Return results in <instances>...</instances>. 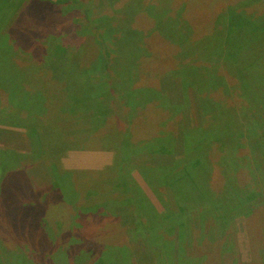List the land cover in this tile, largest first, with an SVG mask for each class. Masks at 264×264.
I'll return each mask as SVG.
<instances>
[{
  "label": "trees",
  "instance_id": "16d2710c",
  "mask_svg": "<svg viewBox=\"0 0 264 264\" xmlns=\"http://www.w3.org/2000/svg\"><path fill=\"white\" fill-rule=\"evenodd\" d=\"M15 1L0 2V8L4 7L1 14L4 18L8 15V10L10 8L12 10ZM86 1L88 0H25L21 5H16V12L11 13L13 14L10 18L12 24L9 22L11 26L8 25L1 34L0 91L5 92L7 97L0 96V99H7L18 111L14 109L15 111L10 113L2 109L0 115L7 116L5 118L8 120L0 119V123L8 122L9 126L23 129L32 149L31 155L15 156L18 158L16 162L9 160L8 156L13 155L6 154L5 151L0 152V264H109L103 259L109 251L107 250L109 246L102 244L98 236L94 237V232H91L89 237L80 230L82 226L79 224L80 217H77V213L83 211L87 215L95 212V209L78 207V194L74 192L77 189L75 181L79 174L91 176L90 173H93L94 179H100L102 172V176L108 179L110 176L108 169L113 163L104 170L93 172L80 169L63 171L59 169L61 166L58 157L61 158L63 154L73 149L80 150L78 146L81 144L92 145L93 149L90 150L96 152H110L114 147V153L119 149L122 150L120 164L130 163L134 167H148L146 164L133 165L128 160L141 149H146L151 155L169 153L168 140L171 138L164 136L163 139H151L152 141H148L143 147H135L133 141L135 137L128 130L126 133L125 126H129L127 123H134L137 113L140 114L144 110L147 113L151 107L169 112L162 127L180 117L183 118L189 110L187 108H191L190 104L185 108L189 101L185 97L187 90L196 88L197 97L200 99L201 91H206L204 87L206 80L217 85L223 70L220 61L227 65V71L231 76H233L231 72L235 73L233 77L237 79L236 84H240L245 91L252 92V88L256 90L259 86L258 83L261 86L264 84V69H259L257 65L259 61H264V11L257 18H253L251 14L231 10L228 15L227 35H224L222 43L219 42L216 48L219 50L216 54V59L219 61L202 63L198 61L201 48L198 44L188 45L191 42L184 35L186 29L184 27L193 25L191 19L184 15L194 10L186 3L177 4L180 6L178 15L173 12V15L161 14L156 17L157 0H140L143 10L142 14L140 12L137 16V20L139 22L138 18L143 15L152 26L147 30L145 39L152 38V35L158 32L159 37L162 36L163 41L166 42L149 53L145 48L146 44H143L145 42L139 41L138 35L132 38L124 37L118 33L119 30L116 31L113 21H108V18L116 16L120 9L124 8V12L128 11L130 4L133 3L132 0H122L119 8L109 3L110 0H98L97 10H85L82 5ZM253 1L264 7V0ZM79 2H81L80 7L77 5ZM207 2L211 4L209 8L215 10L217 6L215 0ZM79 16L85 18L86 25L81 23L83 32H88L84 34L85 36H78L75 33L79 27ZM178 19L183 28L179 33L175 31V23ZM64 24L68 26L67 32L65 30L64 32L68 34L69 39L73 38L76 44H82L77 48L85 54L80 64L78 62L74 64L70 59L65 60L67 55L71 54L68 47H55L50 43L49 46L42 42L55 38L53 35L62 31ZM254 24L263 27H250ZM90 30L92 33L89 32ZM233 35L237 36L236 44H233ZM154 51L163 52L164 56L159 58L167 59L172 63L168 66L164 61L162 65L163 72L174 76L168 86L163 84L164 81L162 82L163 90L166 86L170 88L175 93L173 100H182L183 97V104L177 103L180 100L169 105L166 101L158 102L161 101L158 98H164L163 95L167 93L160 92L158 86L153 87L149 83H145L144 86L151 88L152 91L146 90L141 82L140 87L133 88L134 82L137 83L139 80L138 74L153 69L144 56ZM18 53H31L37 58L36 61H40L37 63L42 64L41 70L52 73L55 80L63 82L57 102L54 104L45 102L47 98L43 93V96H33L26 100V95L22 93V90L25 91L23 72L10 71V68L7 69L5 66L6 55L15 56ZM249 54L251 59L247 60ZM158 69L161 67L158 66ZM10 72L16 73L12 75ZM204 76L206 79H203ZM93 80H97L96 85ZM253 92L252 94L258 98L257 93ZM132 100L137 104L134 105ZM220 101L226 102L227 99L221 97ZM47 105L55 106V110L51 111L50 108L45 107ZM137 107L140 109L139 112L133 114L132 109ZM19 111L25 113H18ZM47 111L51 113V117H54V122L50 125H48L50 115H47ZM99 120L102 123H99ZM203 123L196 122L187 130L183 128L184 126L179 129L177 124L179 133L176 137L180 140L183 153L172 165L157 164L158 166L155 167L158 172L153 183H149V187L161 201L163 211H158L147 201L153 212L148 214L141 207L139 214L136 208L134 212L132 211L133 214L128 211L124 213L128 219L132 216L130 220L133 226L138 215L142 220L155 219L164 223L157 234L162 239L170 238V241L166 240L165 247L171 248L173 254V259L169 262L164 260V264H192V258L199 253L198 247L203 243L208 247L223 246L220 250L222 264H245L241 259L235 261L240 254L239 252L235 254L233 251L235 245L232 222L235 217L246 215L251 224L259 226L264 238V189L260 182L258 183L256 176L257 168L263 164H258L250 158L247 146L240 140L233 151V156L231 155L233 157H231V175L227 176L233 180V187L229 183L231 187L222 193L213 189L215 172L221 168L217 161L220 156L222 159L224 157L217 143L227 146L228 142L235 138V133L225 131L216 123L208 124L207 127ZM229 124L227 123V126ZM170 134L172 135L169 133L168 136L171 137ZM110 136L116 137L108 138ZM239 139H241L240 134ZM234 145L235 142L233 148ZM259 146L263 147L261 144ZM229 147L232 148V145ZM26 160H32L33 165H43L50 170L47 181L40 183L35 179L27 170ZM56 170L62 173V177L61 174L56 176ZM63 177L67 178L63 179ZM221 177L224 180L222 174ZM234 178H238V185L234 184L237 182ZM117 188L124 195L134 194L135 187L126 181H119ZM160 188L166 189L168 200L161 194ZM93 190L84 193L87 201L97 196ZM115 194L113 192L111 196ZM27 199H30L28 201L31 202L32 213L42 222V226L34 231H28L18 214V210L24 206L22 202ZM188 209L196 212L193 213L194 217L189 218L190 223L185 224L188 223L186 221ZM102 211L97 216H89L93 221L91 225L98 227L94 220L99 218ZM210 218L214 221L211 228L216 231L214 238L205 234V228L202 227ZM119 224L124 230L125 226L121 222ZM190 225L191 232L193 228L199 231V239L186 232L187 228L190 230ZM133 226L128 232L125 229L127 233L132 231L134 233L127 238V242V234L124 233L123 244H136L141 248H147L148 238L156 233L155 230L148 227L143 229L139 225V228ZM75 230L78 232H73ZM225 240H229L230 244H225ZM187 243L190 250L196 249L197 252L187 253ZM63 245L66 249L58 252L59 256L55 255L56 248ZM25 246H29L31 251H26ZM145 253L147 254L146 251ZM169 255L170 253L166 256L167 259ZM260 264H264V258Z\"/></svg>",
  "mask_w": 264,
  "mask_h": 264
},
{
  "label": "rangeland",
  "instance_id": "374dc122",
  "mask_svg": "<svg viewBox=\"0 0 264 264\" xmlns=\"http://www.w3.org/2000/svg\"><path fill=\"white\" fill-rule=\"evenodd\" d=\"M2 1L3 0H0V2ZM24 1L25 0H16L13 4L12 10H10L11 8L8 10V15L5 16V18L1 15L4 7L0 8V41L2 40L1 34L5 30V28H7L8 25L11 26L12 24V19L10 18L11 16H13V14L11 15V13L16 12V5H21ZM207 1L212 2L213 0ZM207 1L157 0V8H155L157 9L155 12L156 17L161 14L165 16L171 14L173 15V12L177 14L178 9H180V6L177 4L180 2L186 3L189 8H194L193 12L189 11L186 15L183 14L185 17L190 18L193 24L190 27H184L186 28L184 29V35L187 36L191 42L188 45L191 44L192 46H195V44H198V46L201 48L200 59L198 61L202 63H205L206 61L208 63L214 60L219 61V59H216V54L219 53V50H217L216 48L219 42L222 43L224 35H227L228 15L231 10L237 13L244 12L247 14H251L253 18H257L258 15L264 11V7H262L260 3H256L253 0H215V3L217 4L215 10L209 8L211 4ZM97 2L98 0H88L86 1V3L83 2L82 7L85 10H97L96 6L99 4ZM120 2L122 3L123 1H109V3H113L112 5L114 7H116L117 5V8L121 7ZM132 2L133 3L130 2L131 7L129 6L130 9L128 11L124 12V8L120 9L118 14H116V16L114 17L108 18V21H113V26L114 28L116 27V31L119 30L118 33L124 37L132 38L138 35V38H140L139 41L145 42L143 44H146L145 48H147V52L150 53L152 52L151 50L156 49L159 45H162L166 42L163 41L164 39L162 38V36L159 37L158 32L154 33L152 35V38L149 37L148 40L145 39L147 30H149L152 26L151 24H149V22H147V20L145 19L146 17H144L143 15L138 18V22L137 16L143 10L141 7L142 3L140 0H132ZM80 3L81 2L77 4L78 7L81 6ZM179 12L182 14L181 11ZM140 14H142V12ZM106 16L107 15H105V17ZM78 19H80L78 24L79 27L77 29V32L75 31V33L78 36H85L84 34L88 32H83L81 27V25L85 23V18L79 16ZM150 20L152 21L153 19L151 18ZM9 22L11 24H9ZM85 25L86 24H84V26ZM250 27L263 26H255L254 24V26ZM204 28H209V30H204ZM64 30L66 32L68 30V26L65 24L62 25V31L53 35V37L55 38H50L48 39V41L43 40L42 42L45 45H49L50 43L55 47H68L71 54L67 55V58H65V60L67 59L69 61L70 59L72 63L75 64V62H78L80 64L85 54L82 53V50L78 51L77 48H79V46H81L82 44L78 45L76 44V42H74L75 40L73 38L69 39L70 37L66 32H64ZM181 30H183V28L180 23V19H178L175 23V31L179 33V31ZM89 32L92 33L91 30ZM260 34L262 33H259V35ZM49 37L52 36L49 35ZM260 37L262 38L263 36ZM237 41V36L233 35V44H236ZM149 53L144 56V59L149 60V64H151V67L153 69L146 72L143 71L140 73V75L138 74L139 80L137 81V83L134 82L133 88L137 89L138 87H140V84H143V87L146 90L150 89V91H152L151 88H146L144 86L145 83H149L152 84L153 87L158 86L160 92L163 91L162 93H167V95H163V97L165 96L164 98H158L161 100L158 102L166 101V104L169 105L174 104L176 100H180L177 103L180 105L183 104V97H181L182 100H173L175 93L167 87L168 84L173 80L174 76H169L166 74L167 72H163L164 70H162V65L164 61L168 66L172 63L170 61H167V59L165 60L159 58L160 56H164L163 52L154 51L152 54ZM166 54L167 53H165V56ZM6 57V68H10V71H22V74L25 76L23 85L26 92L22 90V93L26 95V100H28L27 98L31 99L33 96L40 97L44 94V96H46L47 98L45 99V102L54 104V102L58 101V96H60L59 94L62 89L61 84L63 82L60 80H55L52 73L47 72L45 70H41L42 64H38L40 63V61H36L37 58L34 55H32L31 53H18L15 56H13L12 54H7ZM247 57V60L251 59L250 54ZM220 62L223 66V70L221 71V77L219 76L218 78L219 83H217V85H214V83H211L206 80L204 82V87L206 88V91H201L200 99L197 97L196 88L187 90L185 97H187L189 101L187 102L185 108L189 107V104L191 105V108H187L189 110L186 111V114H184L183 118L180 117L179 119L174 120L170 124L167 123L165 127H162V124L165 123L164 121H166L164 119L165 117H168L169 112L160 110L156 107H151L147 113H145L146 110L141 111L143 113H137V118L135 119L134 123H127L129 125L128 127L124 125L126 133L128 130V132L132 133V135L135 137V139L133 140L135 147H143L148 141H152L151 139H163L164 136L171 138L169 140L168 138H166L168 141H170V144L168 146L170 147L169 153H154L155 155H151V153L146 151V149H141L140 151H138V154H134L136 155V157H134L133 155L131 156L133 158H129L128 160V162H131L133 165L146 164V166L148 167H134L130 163L126 165L122 163L120 164V160L122 162L120 154L122 150L119 149V151L114 153V147L112 146V151L110 152H96L90 150L93 149L92 145L81 144L78 146L80 150L73 149L72 151H68L63 154L61 158L58 157L59 165L61 166L59 169L63 171H74L75 169H80L89 170V172H93L94 170H104L107 168V166L113 163L112 166L108 169V172L110 174L108 179L102 176V172L100 173V179H94L93 173H90L91 176H83L82 174H79L75 181L77 189L74 192L75 194H78V207L82 209L93 207L95 209V212L88 213L87 215L83 211L77 213V217H80L79 224L82 226L80 230L82 233L87 234L89 237L91 232H94V237L98 236L97 238L102 244H104L105 246H109L107 249L109 251H107V253L105 254V258H103L104 261L109 262V264H161L164 262V260H167V262H169L173 259V254H171V248L165 247L166 240L170 241V238L162 239L159 238L157 234V231H159L160 228L164 225L162 221L155 219L142 220V218H140L138 215L136 224L134 223L135 225L133 226L132 221L130 220L132 219V216L130 219H128L124 212L128 211L129 213H132V211L134 212V208H136V212L137 214H139L140 208L143 207L145 211L149 214L153 212L149 205V202L153 204V206L158 211H163L162 203L159 198L156 197L152 189L149 187V183H153L155 174L158 172V169L155 168L156 166H158L157 164H167V166L172 165V163L179 159L178 157L181 156V154L183 153V151L181 150L180 140L176 137L178 136L179 129L181 126H184L183 128L187 130L190 129L192 125L196 122L199 124L201 122H204L203 125L205 127H207L208 124L210 125L212 123H216L217 125H220V127L224 128L225 131H233V133H235V138H233V140H230L227 146H223L220 143H217L219 150L223 151L222 155L224 157L222 159L220 158V156L219 160L217 161L221 168L220 170L215 172L216 175L212 183L213 189H216L220 193H222L223 191H226L229 187H231L228 185L229 183L232 184L233 187V180H230L229 178H227V176L231 172L230 166L233 158V151L240 140H242L243 144L247 146L250 158L258 164H263L259 168H257L256 176L258 178V183L260 182L261 187H263L264 189V142H262V139L264 138V84L261 86V84L258 83L259 86L257 87L258 90L256 89L257 91L252 88V92L254 91L253 93H257V98L254 94H252V92H247L240 87V84H236L237 79L236 77H233L235 76V73L233 74V72H231V74L233 75L231 76L229 74L230 72L227 71V65L222 63V61ZM257 65L259 66V69H264V61H259ZM158 66H160L161 69H158ZM16 72L10 73L13 75ZM152 74L154 75L151 76ZM140 78L142 80H140ZM203 79H206V76H204ZM95 81L97 80H93L94 85H96ZM162 82L164 85H167L166 87H164L165 90H163L162 88ZM0 93V96L7 97V94L5 92L0 91ZM221 97L226 98L227 101L221 102ZM132 102L134 103V105L137 104L135 100H132ZM45 107L50 108L51 111L55 110V106L51 107L47 105ZM138 107L132 109L133 114L139 112L140 109H138ZM2 109L10 113L16 110L15 105L9 103L8 100L5 98L0 99V111H2ZM18 113L24 114L25 112L23 113L19 111ZM47 115H50V118H48V125H50L54 122V117H51L50 112H48ZM5 117L7 116L0 115L1 120H8ZM99 123H102V121L99 120ZM227 123H230L229 126H227ZM7 124L8 122L0 123V152L5 151L6 154L13 155L8 156L11 162H16L18 160V158L15 156L31 155L32 146L29 139L25 138L26 132L23 131V129L21 128L18 129ZM177 124H179V129ZM169 133H172V135L170 134L171 137L168 136ZM239 134L241 139L238 140ZM106 135L108 134L106 133ZM112 137L116 136H110L108 138ZM234 142L235 145L233 148ZM260 144L263 145V147L260 148ZM109 145L110 142L108 143V147ZM111 145H113V143H111ZM231 145L232 148L229 147ZM33 157H35V155H33ZM25 162L28 164H26L28 172L32 176H34L35 179L40 181V183L47 181V177L50 175V170L46 169L43 165H33L32 160H26ZM55 173L56 176L61 174L62 177V173H59L57 170ZM221 174L222 176H224V180H222ZM66 178L67 177H63V179ZM234 179L237 181L234 184L238 185V178ZM119 181H126L127 183H130L132 187L134 186V194L130 195L129 193H126L124 195V193L117 188V186H119ZM131 181L136 185H134ZM92 189H94V194L97 193V196L93 197L90 201H87L84 193L89 192ZM113 192L116 194L114 196H111ZM160 192L161 194H163V196H165L166 200L169 199L167 196L166 189L160 188ZM116 195H118V197ZM30 197L31 196H29V198ZM28 200L30 199L24 200L22 202L24 206L23 208L18 210V214L28 231H34L42 226V222H40L39 218L34 216V214L32 213V205L31 202ZM135 201H137V203H135ZM101 210L103 211L101 212L99 218H96L94 220L98 227L91 225L93 221L90 220L89 216H97L99 215ZM195 212L196 211L190 209L187 210L188 219H186V221L188 223L185 224L190 223L189 218L194 217L193 213ZM81 215H84V217H82ZM245 216L246 215H240L238 217H235L232 222L233 243L235 245V247H233V251L235 254H237L238 252L240 254L235 261L241 259L242 262H244L245 264H249L251 262H253L252 264H260L262 263L264 258V238L262 236V233H260L259 226L254 223L251 224ZM120 222L125 226L127 232L132 229V226L136 228V226L139 225L143 229L148 227L152 230H155L156 233L148 238L147 248H141L136 244L126 245L125 243L123 244V240L125 239L124 233L127 234V242V238H129V236H131L134 232H125V229L123 230L122 226H120ZM213 225L214 221L211 218L208 219L202 225V227L205 228V234H208V236L212 238H214V233H216V231L211 229ZM73 232L77 233L78 230H75ZM186 232H189V234L191 233L194 238L199 239V231H196V229L193 228L191 232V225L190 230L189 228H187ZM261 232H263V229ZM224 243L230 244V241L225 240ZM25 249L28 252L31 251V248L29 246H25ZM65 249V245H63V247H57V252H54V254L59 256V253ZM198 249L200 251H198L199 253L196 254L194 258H192V264L221 263L220 250L223 249L222 245H218L217 247H208V245L203 243L201 246L198 247ZM145 251L147 252V254L145 253ZM186 252H197V250H190L187 243ZM169 253L170 255L167 259L166 256ZM145 255H148L149 257Z\"/></svg>",
  "mask_w": 264,
  "mask_h": 264
}]
</instances>
